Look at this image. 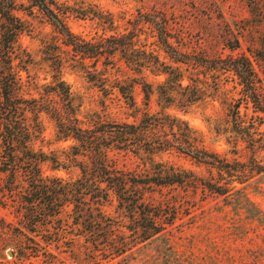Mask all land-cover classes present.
<instances>
[{"label":"trees","instance_id":"16d2710c","mask_svg":"<svg viewBox=\"0 0 264 264\" xmlns=\"http://www.w3.org/2000/svg\"><path fill=\"white\" fill-rule=\"evenodd\" d=\"M24 4L19 0H0V205L13 208L19 216L17 225L1 220L0 238L11 237L14 247L6 249L14 250L18 262L42 256L47 264H57L58 254L51 252L52 247L60 254L70 253V258L81 264H131L144 260L140 253L154 243H159L162 250L159 256L175 253L168 235L176 224L177 209L149 201L147 196L154 188L198 189L202 184L205 190L224 197L228 205L249 201L246 184L252 174L264 173L257 158L252 156L248 163H230L208 150L201 134L187 120L169 112L174 109L188 114L204 100L201 79L206 71L232 73L242 89L235 105L236 117L229 127L235 141L228 143L235 149L239 142L256 148L252 127L240 114L242 102L251 103L256 111L264 113L257 73L249 58L212 59L181 51L167 32L161 13H148L139 20L140 24L153 26L164 57L139 47L140 24L136 19L128 23L131 29L127 33L88 41L68 25L70 7L57 0H30L28 9L22 10L29 15L39 13L49 21L61 43L72 53L71 66L80 69L91 82L93 74L87 61L94 65L102 58L118 57L137 76L125 84L114 80L115 88L132 110L137 107L130 89L139 85L147 106L154 84L146 80V73L164 77L156 83L157 112H145L133 123L99 122L86 126L79 118L72 88L63 78L61 61L48 84L30 80L29 53L20 45L28 28L16 14ZM101 14L96 18L101 26L111 28L109 31L119 28L115 16L105 14L103 18ZM42 115L54 124L53 143L71 142L68 147L49 153L38 148L39 144H49ZM114 152L138 157L145 170H121L111 155ZM174 153L206 167L211 178L198 179L194 171L156 160ZM45 165L52 172L74 168L79 175L64 179L46 174ZM110 208L116 216L107 213ZM251 216L262 218L256 213Z\"/></svg>","mask_w":264,"mask_h":264},{"label":"rangeland","instance_id":"374dc122","mask_svg":"<svg viewBox=\"0 0 264 264\" xmlns=\"http://www.w3.org/2000/svg\"><path fill=\"white\" fill-rule=\"evenodd\" d=\"M29 1L19 0L20 3L26 4L24 7L20 6L16 14L25 21L28 28V32L20 38V45L29 53L27 65L31 81L39 85L48 84L52 81L54 69L61 61L63 78L72 88L79 118L86 126L99 122L133 123L138 121L143 113H155L159 110L155 89L156 83L164 80L163 76L154 77L151 73H146V80L154 84V92L147 106L142 88L136 84L130 89L137 107V110H132L115 88L114 80H123L125 84L135 80L137 76L130 72L118 57L102 58L94 65L92 61H87L93 74L91 82L80 69L71 66L72 53L61 43L59 35L49 21L39 13L29 15L27 11L22 10L28 9ZM57 1L71 8L68 25L75 34L88 41H98L100 37H109L116 33H127L131 29L129 22L136 19L140 24V16L161 13L166 20L167 32L181 51L212 59L249 58L257 73L256 83L264 101V0H252L254 3L250 0ZM253 5L256 6L254 10L259 13L255 14ZM99 13H102L103 18L105 14L115 16L119 28L109 31L111 28L101 26L96 21V18L100 17ZM138 34L139 47L154 50L164 57V53L157 46V34L151 24L141 23ZM166 62H170L167 55ZM24 76L26 77V74ZM201 82L204 86L201 98L203 101L188 114L174 109L169 112L187 120L201 134L204 146L221 158L230 163H248L254 156L264 167V113L256 111L253 104L241 101L240 114L252 127V139L256 148L252 149L251 144L239 142L235 149L228 143L235 141L230 121L236 117L235 105L241 99L242 87L239 79L232 73L206 71ZM186 83L187 81L184 82ZM33 95L37 93L33 92ZM41 118L49 144H39L38 148L40 146L49 153L71 144L53 143L54 124L46 115ZM111 155L121 170H145L142 161L132 154L114 152ZM160 159L194 171L198 179L211 178V173L206 167L194 163L184 155L174 153L156 160ZM49 169L50 166H44L46 174L64 179H75L79 175L74 168L54 172ZM213 174L214 178L218 177L217 172L214 171ZM246 185L249 201H243L242 204L234 202L232 205H228L224 197L205 190L202 184L198 189L154 188L147 196L149 201L170 204L177 209L176 224L170 228L168 235L175 253L166 252V256H159L158 252L162 250L158 246L159 243H154L140 253L144 260H136L131 264H264V173L252 174ZM106 211L111 216H116L112 208ZM253 213L260 215L261 220L253 219ZM2 219L17 225L19 216L13 208L0 205V222ZM11 240L9 235L0 238V264H47L42 256L24 263L18 262L15 255L10 257L8 251L11 250L14 254V250L6 247L12 245ZM50 250L58 254L57 264H81L75 263L68 252L60 254L55 247ZM76 253L78 254V251ZM100 264L110 263L103 261Z\"/></svg>","mask_w":264,"mask_h":264},{"label":"water","instance_id":"95a60500","mask_svg":"<svg viewBox=\"0 0 264 264\" xmlns=\"http://www.w3.org/2000/svg\"><path fill=\"white\" fill-rule=\"evenodd\" d=\"M8 255H9L10 257H13V256H14L13 251L9 250V251H8Z\"/></svg>","mask_w":264,"mask_h":264}]
</instances>
